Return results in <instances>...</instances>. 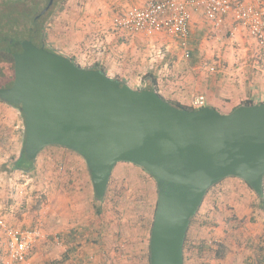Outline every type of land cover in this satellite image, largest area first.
I'll return each instance as SVG.
<instances>
[{
  "label": "water",
  "instance_id": "95a60500",
  "mask_svg": "<svg viewBox=\"0 0 264 264\" xmlns=\"http://www.w3.org/2000/svg\"><path fill=\"white\" fill-rule=\"evenodd\" d=\"M18 47L13 84L0 88V100L24 116L26 159L54 146L77 153L98 198H105L118 163L146 171L158 189L150 264H185L192 220L225 179L239 178L262 195L264 102L229 114L210 106L184 110L155 90L132 89L31 40Z\"/></svg>",
  "mask_w": 264,
  "mask_h": 264
},
{
  "label": "rangeland",
  "instance_id": "374dc122",
  "mask_svg": "<svg viewBox=\"0 0 264 264\" xmlns=\"http://www.w3.org/2000/svg\"><path fill=\"white\" fill-rule=\"evenodd\" d=\"M5 1L0 0V11L7 14ZM20 1L23 3L19 5V10L24 13V17L19 18L17 31L27 34L34 26L32 18L44 11L50 0ZM103 6L104 0H56L44 16V42L47 48L55 53L65 54L64 56L81 66L78 60L73 59L75 56L72 50L67 52L63 46L71 45L78 35L86 33L92 34L94 43L103 40L105 29L88 28L89 23L86 22L95 8L105 10ZM97 12L101 16L103 11ZM13 39L16 40L15 37ZM93 45L91 49L97 51ZM261 55H264V50H261ZM81 68L96 67L94 64ZM115 78L122 80L121 77ZM218 111L228 114V110L223 107ZM2 137L3 134H0V148L16 153L8 163L20 158L24 149L20 142H9L11 145L6 148L4 145L7 143L2 142ZM78 156L80 155L62 147L46 148L40 158L35 160L34 171L30 175L16 174L13 179L16 186L20 185L23 189L14 191L12 207L6 204L5 187L0 185V202H3V205L0 204V217L9 224L5 217L16 213L15 210L18 209L21 216L40 218L37 226L48 236L47 242L56 246V235L61 233V213L64 212V218H73L69 223H74L73 227L78 232L80 247L76 253L79 259L77 264H94L97 261L96 252L100 254V250L107 258V264H150L151 228L158 202L155 180L134 164L118 163L111 177L108 194L102 203H97L103 208L102 215L98 216L94 207L95 194L87 186L80 168L85 162L83 158L77 160L75 157ZM7 160L8 155H0V168ZM0 176L1 181L5 180V175L1 172ZM222 183L223 181L208 192L202 207L192 220L189 235L191 243L197 246L202 242L214 247L220 246L222 249L219 251L227 259L217 261L206 254L199 256L197 248H187L186 264H252L259 256L264 257V209L257 206L252 208L253 202L257 205L260 201L257 193L249 187L248 192H244L245 195L240 188L233 192L227 191L223 189ZM62 186L63 192L60 189ZM42 189L47 190L40 191ZM243 208L244 212L249 208L248 213L239 218L236 213H241ZM226 215L228 218L224 217ZM6 257L5 254L0 259V264L5 263ZM53 257L56 258L55 253ZM55 261L54 259L51 263Z\"/></svg>",
  "mask_w": 264,
  "mask_h": 264
},
{
  "label": "crops",
  "instance_id": "0c3cea01",
  "mask_svg": "<svg viewBox=\"0 0 264 264\" xmlns=\"http://www.w3.org/2000/svg\"><path fill=\"white\" fill-rule=\"evenodd\" d=\"M149 1L104 0L103 8L105 10L99 9V7L95 8L86 20L89 23L88 28L105 29L103 40L94 43L91 33H86L87 35L83 36L78 35L71 45L63 46L64 50L67 52L72 50L75 56L72 58L75 61L78 60L80 67L95 64V69L105 71L113 79L121 77L122 80L119 81L126 82L136 90L156 87V91L162 98L169 102H177L182 106L191 107L194 99L204 96L207 100L206 106L217 110L222 107L226 108L229 114L234 109L243 106L246 101L255 104L264 102V55H261L257 42L244 28L237 25L232 15L228 16L220 27H217L207 19L202 9L190 8L192 19L186 47H182V42L169 33L132 34L115 27L114 21L118 16L132 8H143ZM177 1L189 2L190 0ZM231 1L264 8V0ZM97 11H103L102 15L99 16L100 12ZM91 45L98 50L91 49ZM24 126L20 110L0 100V134H3L2 142L7 143L4 145L7 146L6 148L11 145L9 142L14 141H19L24 148ZM15 154V151L10 153V151L0 148L1 156H9V160L0 168V172L5 175V180L1 181L0 179V182L5 183H0V185H4V192L7 196L6 204H10L11 207L14 205L12 200L14 191L23 189L20 185L16 186V182L13 181L16 174L25 175L34 171L33 169L25 173L13 170V165L19 158L8 162ZM75 158L80 160L79 158L82 157ZM80 168L84 173L87 186L94 192L86 162L85 165H80ZM222 184L223 189L227 191L232 190L233 192L240 188L243 195H245L244 192H248V184L236 177H229ZM60 189L63 192V186ZM238 199L237 197L236 200ZM0 204L3 205V202ZM255 206L256 202H253L252 208L254 209ZM239 207L237 206V208ZM244 210L245 208L241 213L237 211L236 214L239 218L241 215L247 214L249 208L246 212ZM7 212H9L8 209ZM15 212L5 217L7 222L8 220L10 222L8 225L18 229H40L37 226V223L41 221L40 218L21 216L18 209ZM63 215L64 212L61 213V233L59 236L56 235V246L50 244V241H41L30 253L28 260L22 264H77L79 259L76 253L79 252L80 247L77 239L78 232L73 227L74 223H69L73 218L70 220L67 217L64 218ZM224 217L228 218V215ZM213 249V253L206 255L217 261L227 259V256L221 252L222 255L217 257L216 247ZM7 252L6 239L0 232V259L5 254L7 255ZM54 253L56 258L53 257ZM184 257L186 264V249H184ZM52 258L56 260L55 263H51L54 260ZM96 260L94 264H107V258L102 254V250H100V254L96 252ZM253 263H258V258Z\"/></svg>",
  "mask_w": 264,
  "mask_h": 264
},
{
  "label": "built area",
  "instance_id": "2783aa9c",
  "mask_svg": "<svg viewBox=\"0 0 264 264\" xmlns=\"http://www.w3.org/2000/svg\"><path fill=\"white\" fill-rule=\"evenodd\" d=\"M204 12L208 20L220 27L232 15L238 26L244 28L261 50H264V8L231 0H150L143 8H132L118 16L114 25L119 30L132 34L169 33L188 45L190 35L191 9ZM207 105L204 96L192 102V107L200 109ZM0 232L7 244V260L4 264H22L30 253L48 236L41 229H18L0 217Z\"/></svg>",
  "mask_w": 264,
  "mask_h": 264
},
{
  "label": "trees",
  "instance_id": "16d2710c",
  "mask_svg": "<svg viewBox=\"0 0 264 264\" xmlns=\"http://www.w3.org/2000/svg\"><path fill=\"white\" fill-rule=\"evenodd\" d=\"M5 3L7 5V8H6L7 14L0 11V86H1V80H2V82L7 80L4 78H10V79L12 78L13 79L12 76L14 75V71H15V59L14 58H15V55L20 54V52L18 51V49H19L18 46L23 40H31V41H33V43L35 45L40 46V47H42L41 46L42 43H45L44 42V37H45L44 16L48 12V11L44 12L45 11L44 10L40 14L34 16L32 18L33 19L32 22H33L34 26L26 34L25 32H18L17 31V29H18L17 24L19 22V18L24 17V13L20 12V10H19V5H21V3H23V1L6 0ZM14 37L16 38V40L13 39ZM148 78H150V77H148ZM150 88L155 90V91L157 89L156 87L155 88L150 87ZM171 103L173 105L181 108V109H184V110H190V111L197 110V108H194L192 106L186 107V106L180 105L177 102H171ZM243 105L251 106V105H255V103H253L251 101H246L245 103H243ZM15 107L17 109H19V107H17V106H15ZM234 110H236V109H234ZM21 114H22V112H21ZM22 116H23V114H22ZM23 119H24V116H23ZM24 146H25V144H24ZM34 162L35 161L30 162L26 159L25 151L23 149L21 157L13 165V170L22 171L25 173L30 172L34 169ZM111 181H112V179H111ZM111 181H110V184H111ZM110 184H109V187H110ZM108 192H109V188H108L107 194H108ZM258 197H259L260 201L257 203L256 206L261 208V209H264V184H263V193H262V195H258ZM94 199H95V203H96L94 205L95 214L98 216H101L103 213V208H102L101 204H97V203L98 202L102 203L104 199L98 198L96 195H95ZM152 226H153V223H152ZM213 247L214 246H212V244H210V243L208 244L206 242H202L201 245H199V246L195 245V243L192 244L190 235L187 236L186 241H185V249H187V248L188 249H191V248L196 249L197 248L199 256H203L204 254L213 253L214 252ZM217 247H218V245H216V248ZM221 249L222 248L220 247V249H218L217 251L215 250L217 257H220L222 255V254H220V251H219ZM149 263H150V256H149ZM263 263H264V257L263 256L258 257V264H263Z\"/></svg>",
  "mask_w": 264,
  "mask_h": 264
},
{
  "label": "flooded vegetation",
  "instance_id": "af4514ba",
  "mask_svg": "<svg viewBox=\"0 0 264 264\" xmlns=\"http://www.w3.org/2000/svg\"><path fill=\"white\" fill-rule=\"evenodd\" d=\"M54 5V4H53ZM49 11V10H48ZM48 13V12H47ZM45 46L46 48H47V46H46V44L45 43H42V45L41 46ZM38 47H40V46H38ZM48 49V48H47ZM49 50V49H48ZM18 51L19 52H21V50L20 49H18ZM13 78H14V75L12 76ZM12 83H13V79L11 78H8L7 80H5V81H3V82H1V86H0V88H5V87H11L12 86Z\"/></svg>",
  "mask_w": 264,
  "mask_h": 264
}]
</instances>
